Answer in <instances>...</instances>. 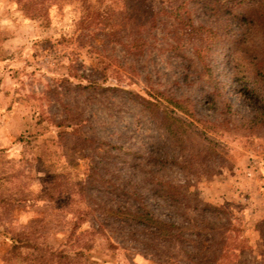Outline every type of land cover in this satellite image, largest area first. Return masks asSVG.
<instances>
[{
	"label": "rangeland",
	"instance_id": "1",
	"mask_svg": "<svg viewBox=\"0 0 264 264\" xmlns=\"http://www.w3.org/2000/svg\"><path fill=\"white\" fill-rule=\"evenodd\" d=\"M152 1L185 3L184 22L158 15L134 55L103 43L98 27L76 28L85 0H51L49 21L0 0V264H43L30 249L9 256L11 239L27 232L34 244L60 248L81 208L131 206L137 194L162 219L211 222L206 233L226 239L218 264H264V87L246 81L253 61L264 69V0ZM127 8L114 5L118 14ZM135 25L121 39L142 30ZM198 36L216 43L206 70L193 54ZM97 56L111 68L101 87L90 85ZM209 73L222 84L221 98ZM149 87L191 101L187 143H216L207 171L168 163L182 155L143 108ZM69 121L83 127L56 126ZM158 182L179 187L183 202L160 196ZM204 204L221 211H202ZM97 218L94 227L106 226L86 264H190L181 255L159 263L120 225ZM184 234L193 251L201 239L192 229Z\"/></svg>",
	"mask_w": 264,
	"mask_h": 264
},
{
	"label": "trees",
	"instance_id": "2",
	"mask_svg": "<svg viewBox=\"0 0 264 264\" xmlns=\"http://www.w3.org/2000/svg\"><path fill=\"white\" fill-rule=\"evenodd\" d=\"M12 1L26 18L49 21V13L53 8L51 0ZM85 1L87 15L76 23V28L81 27L84 23L88 24V26L98 27L100 32L103 33V43L119 44L129 54H141L144 47L142 40L143 30H151L158 15L164 14L179 22H184L181 11L185 3L160 7L158 4L155 5L152 0H94L93 3L92 0ZM117 2H126L128 5L127 10L119 13L121 15L114 9V5ZM137 21L141 22L139 27L142 30L130 33L131 29H129L126 39H121L120 33L125 28L127 29L130 24L136 27L135 23ZM191 32L197 33L198 31L193 29ZM215 45L216 43L211 41L210 38L204 36L197 38L193 54L205 70L207 68L204 60L205 54ZM96 64L95 74H97V78L94 81L91 80L90 85L101 87L108 79L111 68L110 64H105L100 56H97ZM250 67L252 76L247 78L246 81L251 82L253 87L254 85H262L264 87V69L261 63L253 61ZM207 75L209 81L215 87L214 95H216V98H221L222 94L219 86L222 84L217 82L212 77V74L209 73ZM142 101L144 110L164 132L171 146L182 155L180 160L177 157H172L168 160V163L191 174L207 171L209 169L207 160H212L211 155L216 152V143L212 140H207L206 145L202 149H195L187 143L185 138L187 119L193 118L195 114L191 101L175 98L152 87L146 90ZM225 105L229 109L232 107L230 103ZM260 121L264 124V114L260 115ZM68 123L63 125L61 122L56 124V126L74 127L80 130L84 122L72 123L69 121ZM155 188L160 196L167 198L172 203L183 202L186 195L179 187H174L168 183L158 182ZM133 201L131 206L117 204L116 206L98 205L95 209L92 207L81 208L73 215L71 226L60 248H53L49 244H34L33 241L36 239L33 240L27 232H24L11 239L12 244L8 254L9 256H14L21 249H30L33 254H38V260L43 261V264H86L89 261L88 255L94 246V237L101 235L106 226L105 222H102L97 227H94V222L98 220L97 217H101L108 223L120 225L119 227L126 230L125 232L128 233L127 235L132 241L144 246L159 263H165V261H170L171 258H177L178 255H181L190 264H218L217 262L221 257L219 254L223 253L226 247V239L220 234L217 236L214 230L209 229L213 234L212 238L206 233L208 231V223L211 222L198 215L194 219L186 221L185 224L175 223L157 216L143 197L140 198L139 194L134 196ZM201 207L202 211L208 209L221 211V208L207 204ZM84 224H89L87 230L82 229ZM187 229H192L195 237L201 239L199 246L195 247L193 251L189 250L190 240L184 234ZM109 244L111 245V243ZM213 247L215 250L212 251L211 248ZM208 251L212 252L207 254Z\"/></svg>",
	"mask_w": 264,
	"mask_h": 264
}]
</instances>
